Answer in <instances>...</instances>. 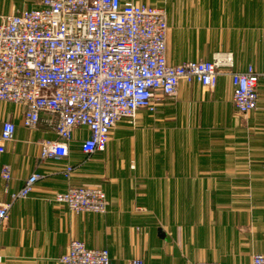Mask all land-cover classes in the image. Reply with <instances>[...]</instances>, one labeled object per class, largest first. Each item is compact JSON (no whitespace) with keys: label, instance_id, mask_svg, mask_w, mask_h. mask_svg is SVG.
Listing matches in <instances>:
<instances>
[{"label":"crops","instance_id":"0c3cea01","mask_svg":"<svg viewBox=\"0 0 264 264\" xmlns=\"http://www.w3.org/2000/svg\"><path fill=\"white\" fill-rule=\"evenodd\" d=\"M39 0H0L1 17ZM166 14V61L209 60L229 51L233 69L264 72V0H132ZM255 109L242 115L232 102V83L217 77L212 89L182 80L175 95L153 113L136 110L119 120L103 150L79 149L87 129L76 128L69 156L41 160L39 142L55 135L21 123L22 108L0 101V121L15 123L4 143L0 201L9 202L34 170L45 177L15 200L0 226V264H63L71 239L107 248L109 264H190L216 260L251 264L264 254V79L257 81ZM76 165L69 180L60 170ZM93 184L106 195L105 213L73 212L51 201L68 186Z\"/></svg>","mask_w":264,"mask_h":264},{"label":"built area","instance_id":"2783aa9c","mask_svg":"<svg viewBox=\"0 0 264 264\" xmlns=\"http://www.w3.org/2000/svg\"><path fill=\"white\" fill-rule=\"evenodd\" d=\"M166 14L162 7L132 0H39L0 19V101L22 108L27 129L39 125L55 135L39 142L40 159L60 161L69 156L76 128L87 129L79 149L86 156L103 150L111 128L129 121L139 108L153 113L157 103L175 95L182 80L212 89L220 75L229 76L236 111L247 114L257 106V81L264 72L251 65L233 69L229 51L213 53L209 60L179 64L166 61ZM15 123L0 121V152L14 139ZM76 165L60 170L69 180ZM0 175L10 179V166ZM44 172L32 171L21 187L0 201V226L11 204L25 198ZM51 201L70 211L105 213L106 195L98 185L80 184L56 191ZM63 264H109L107 248H91L71 239L58 258ZM129 264H143L132 258ZM190 264H221L199 260ZM251 264H264L254 253Z\"/></svg>","mask_w":264,"mask_h":264},{"label":"rangeland","instance_id":"374dc122","mask_svg":"<svg viewBox=\"0 0 264 264\" xmlns=\"http://www.w3.org/2000/svg\"><path fill=\"white\" fill-rule=\"evenodd\" d=\"M210 90V89H209ZM96 185V184H95Z\"/></svg>","mask_w":264,"mask_h":264}]
</instances>
